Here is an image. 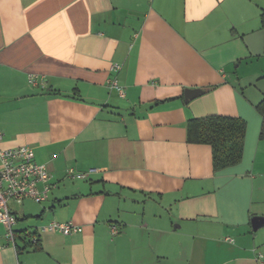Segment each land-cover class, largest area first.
I'll return each mask as SVG.
<instances>
[{
	"label": "crops",
	"instance_id": "0c3cea01",
	"mask_svg": "<svg viewBox=\"0 0 264 264\" xmlns=\"http://www.w3.org/2000/svg\"><path fill=\"white\" fill-rule=\"evenodd\" d=\"M262 100L264 0H0V149L32 146L56 183L9 201L0 264H264ZM209 115L247 122L239 163L188 141Z\"/></svg>",
	"mask_w": 264,
	"mask_h": 264
},
{
	"label": "built area",
	"instance_id": "2783aa9c",
	"mask_svg": "<svg viewBox=\"0 0 264 264\" xmlns=\"http://www.w3.org/2000/svg\"><path fill=\"white\" fill-rule=\"evenodd\" d=\"M121 65L116 63L113 69H120ZM31 82L36 83L31 78ZM110 86L116 89L121 96H124V87L119 84L117 79L110 81ZM0 222L6 228L5 236L16 245V235L14 224L16 216L9 208V201H22L31 198L36 202H44L48 199L50 191L56 186L52 182V174L46 164L36 160L35 151L32 146L22 145L11 148L0 149ZM94 171V169H91ZM67 176L71 178H86L87 173L76 172L70 168ZM40 232H60L71 235L82 231V227L73 222H62L52 220L39 228ZM120 228L112 223V234L119 233ZM38 232L31 235V240L35 243L38 240ZM262 256L260 255L259 258Z\"/></svg>",
	"mask_w": 264,
	"mask_h": 264
},
{
	"label": "trees",
	"instance_id": "16d2710c",
	"mask_svg": "<svg viewBox=\"0 0 264 264\" xmlns=\"http://www.w3.org/2000/svg\"><path fill=\"white\" fill-rule=\"evenodd\" d=\"M262 115L260 138L264 140V100L257 106ZM247 122L240 117L209 115L188 122V141L212 146L215 170L239 163L243 158ZM28 243L37 246L31 238Z\"/></svg>",
	"mask_w": 264,
	"mask_h": 264
},
{
	"label": "water",
	"instance_id": "95a60500",
	"mask_svg": "<svg viewBox=\"0 0 264 264\" xmlns=\"http://www.w3.org/2000/svg\"><path fill=\"white\" fill-rule=\"evenodd\" d=\"M200 93H202V90L200 89H189L186 91L185 98L186 100H189L190 98L197 96ZM252 224L255 229H257L261 225H264V217H254L252 219Z\"/></svg>",
	"mask_w": 264,
	"mask_h": 264
},
{
	"label": "rangeland",
	"instance_id": "374dc122",
	"mask_svg": "<svg viewBox=\"0 0 264 264\" xmlns=\"http://www.w3.org/2000/svg\"><path fill=\"white\" fill-rule=\"evenodd\" d=\"M251 126H253V125L251 124ZM262 142H263L262 144L264 145V141H262ZM261 205L264 206V204H261ZM263 231H264V227H262L261 229H259V231H258L259 232L258 233L259 236L263 233ZM263 246H264V244H263Z\"/></svg>",
	"mask_w": 264,
	"mask_h": 264
}]
</instances>
